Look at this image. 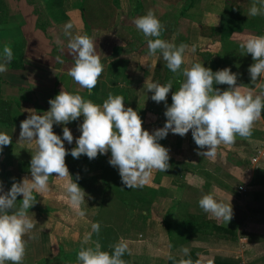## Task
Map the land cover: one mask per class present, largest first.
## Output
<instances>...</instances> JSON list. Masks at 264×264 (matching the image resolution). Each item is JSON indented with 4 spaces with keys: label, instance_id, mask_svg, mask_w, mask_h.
Wrapping results in <instances>:
<instances>
[{
    "label": "crops",
    "instance_id": "0c3cea01",
    "mask_svg": "<svg viewBox=\"0 0 264 264\" xmlns=\"http://www.w3.org/2000/svg\"><path fill=\"white\" fill-rule=\"evenodd\" d=\"M2 1L6 5L7 20L0 23V63L4 62L3 48L5 44L9 45L13 52L12 60L6 64L7 71L0 73V122L8 123L7 125L0 123V132L12 137V144L4 147L0 152L4 192L11 188L14 181L21 182L25 177L26 179L31 178L29 165L34 142L29 144L26 141H18L20 121L28 115L25 109H35L40 113L48 110L50 107L49 99L54 98L62 87L64 91L78 93L84 99L99 105H102L109 93L123 96L125 106H130L138 112L143 122L142 127L150 132L163 127L166 120L164 115L165 103L154 102L151 99V93L143 88L145 79L157 82L155 75L163 82L166 78L172 79V86H175L177 82L180 84L185 79L182 75L183 69L190 67L193 63L204 64L214 72L228 67L237 74V83L240 84L242 91L251 90L254 95L264 94V77L251 82L248 68L254 61L251 54L244 55L243 49L240 47V44L248 36L264 35V15L255 17L247 15L253 0H226V3L219 0H189L187 9L181 12L183 15L176 21V25L172 23L168 26L163 25L167 30L166 41L175 43L177 46L183 43L189 47V50L184 53V63L176 73L167 68L159 51L155 55H148L147 47V49L145 48L147 51L142 50V55H138L137 50H139L142 36L138 33L131 34V28L124 26L121 21V23L113 26L115 29L108 27L100 30H86L75 22L74 16L77 11L64 12L65 10L61 9L59 12L51 13L52 26L47 32H44L37 27L38 16L27 0ZM44 8L46 11L45 4ZM192 10L194 11L193 16L188 13ZM63 13H66L70 19H62L63 22H60L59 18L63 17ZM186 13L190 16L186 17ZM80 21L82 20L80 19ZM67 24L72 25V28L68 30L70 35L65 34ZM125 28H128L130 32L128 29L125 31ZM121 30L124 31L123 36ZM74 32H78L79 35L87 34L93 40L96 44L97 55L103 65V72L91 92L81 88L68 75L73 59L67 53V44L69 39L74 37ZM193 48L195 51H192ZM57 57L63 63L58 62ZM242 57L244 59H241ZM146 58L147 60L150 59V62H160L161 65L152 69L150 67L141 68L140 62ZM14 62H17L16 67L13 65ZM132 62H135L136 66L134 64L132 66ZM235 63H243L244 65L239 68L236 67ZM118 66L120 67L118 68ZM214 87L224 90L227 85H214ZM172 91H175L174 87L168 94V105L172 102ZM12 111L16 112L15 115H12ZM82 121L83 117L81 116L79 120L70 122L67 127L75 134L76 131H79L78 125ZM62 129L63 125L54 124L53 126V130L58 131L61 137L63 135ZM75 138L74 136L72 144L64 141L66 149L75 146ZM159 143L169 149V164L173 161L174 164L178 163L181 166L178 167V176L174 174L175 172H173V176H167L164 171L152 170L149 176L150 181L146 182L144 187L158 190V195L153 201H163V196L170 189V187L168 189V185L177 188L170 182L182 181L183 178L187 177L188 172L192 169L187 163L188 157H193L197 161L194 162L197 169H205L202 166L205 157L197 154L198 149L192 139L191 131L184 137L169 132L167 137L161 139ZM248 143L255 146L254 150L258 147L264 149V118L262 115L253 123L250 138L244 139L236 136L235 143L227 146V149H245ZM188 148L195 151L196 157L187 153ZM172 149L176 151V156L175 153H171ZM110 156L111 153L108 152L91 160L86 155L79 157V159L88 160L87 162L91 164L88 175L94 178L98 176V179L96 182L93 178L89 180L90 183L95 182L90 187L87 184L89 182L79 185L87 194L84 204L87 215L83 218L73 216V234L78 235V237L70 238L68 234H55L53 232L55 231L54 227L48 228L44 224L46 222L48 224L50 219L55 218L56 220L62 216L61 210H58V202H51V198L49 199L47 195L48 192H54L67 198L63 189L64 180L50 176L47 194L46 192L34 193L36 203L28 210V215L33 218L36 226L31 233L23 237L26 242V251L22 264H76L81 241L86 234L91 232V223H95L96 214L89 215L91 213L89 211H91V207L95 206L94 193L103 189L102 175L104 174L109 181L114 180V177L119 175L118 169L109 164ZM239 156L243 158L241 155ZM69 157H72L70 150L66 160ZM250 164L252 169L247 172L249 177L242 183V185L250 186V189L243 195L241 194L243 202L240 204L231 201L233 217L228 224L209 213L208 219H211V222L218 226H213L212 223L210 227H182V232L189 233L190 238L186 243L175 248H172L168 232L164 231L169 244V247L163 249L166 250V253L159 252L158 247H156L157 249L154 247V251H157L153 252L164 257L161 264H168L170 255H176L180 258L186 257L187 255L185 256L182 252L185 247L189 249V253H195L196 261L194 264H264V160L260 162L258 167ZM180 169L185 174L183 177L180 176ZM197 169L195 170L197 171ZM172 171L174 170L170 168L166 170V172ZM92 172L96 173L91 174ZM213 174L210 171V175ZM213 179L212 177L211 184L207 183L201 189L213 190L218 189L217 186H222L221 188L231 191L232 185H225V182L223 183L221 180L216 182ZM168 182L170 184H166ZM55 189L63 192L54 191ZM17 199L16 207L18 208L21 204L22 195L18 196ZM228 203L230 204V201ZM233 224L237 227H233ZM164 228L166 230L165 225ZM234 228L240 232L237 237L232 234L229 235ZM206 230L207 232H205ZM180 233L181 231H179ZM58 236L68 240L77 239L80 242L73 246H68L64 241L57 243ZM162 237H165L163 233ZM95 243L91 236L85 247L94 248ZM6 264H11V262H6Z\"/></svg>",
    "mask_w": 264,
    "mask_h": 264
},
{
    "label": "clouds",
    "instance_id": "9594fccd",
    "mask_svg": "<svg viewBox=\"0 0 264 264\" xmlns=\"http://www.w3.org/2000/svg\"><path fill=\"white\" fill-rule=\"evenodd\" d=\"M247 15H264V0H253ZM134 24L145 37H149L148 55L159 51L167 68L173 73L178 72L188 46L183 43L177 46L161 39L163 25L152 10L138 16ZM71 28V24L65 26L66 35H70L68 30ZM240 47L243 54H251L254 61L248 68L251 82L264 77V35H250ZM67 49L73 59L68 75L81 88L91 92L103 72L96 44L87 34H78L69 39ZM12 57L11 47L5 44L0 73L7 71L6 64ZM56 59L63 63L59 57ZM182 75L185 79L177 90L171 92L170 105L167 97L173 89L172 81L161 84L145 79L143 88L151 93V99L165 103V123L151 132L142 127L138 112L125 106L123 96L111 93L99 105L78 93L64 91L62 87L54 98L49 99L48 110L40 113L35 109H25L28 115L20 121L18 141L34 142L29 165L31 178L14 181L7 192L0 184V264H22L26 251L23 237L36 226L28 210L36 203L34 193L42 194L48 190L50 176L64 180L63 189L72 212L80 218L86 216L81 206L85 204L87 194L69 172L66 165L69 150L64 143H73L74 137L67 125L81 116L83 121L78 125L81 134L75 138L71 156L78 159L86 155L91 160L110 152L109 164L118 169L122 184L127 188L143 187L152 170L166 172L170 167L169 149L159 143L169 132L184 137L191 131L197 154L210 159L216 156L220 145L234 144L236 136L251 137L253 123L264 111V94L242 91L237 83V74L228 67L214 72L197 62L184 68ZM214 85H227V88L221 90ZM54 124L63 125L62 137L54 132ZM10 144L12 137L0 132V152ZM20 195L21 204L17 208L16 201ZM198 203L204 212L227 224L233 217L231 197L229 204L223 199L218 200L214 193H208ZM99 231V223H91V232L81 242L76 264H126L122 257L128 251V244L123 238L110 246L113 249L111 253L102 250L99 242L94 248L85 247L92 233L99 234ZM182 252L186 256L189 249L185 247ZM176 264L192 262L181 258Z\"/></svg>",
    "mask_w": 264,
    "mask_h": 264
},
{
    "label": "rangeland",
    "instance_id": "374dc122",
    "mask_svg": "<svg viewBox=\"0 0 264 264\" xmlns=\"http://www.w3.org/2000/svg\"><path fill=\"white\" fill-rule=\"evenodd\" d=\"M219 1L221 2L224 1V3H226V0H219ZM82 2L83 0H67L63 9L65 10L64 12L69 10L77 11V13H75L74 16L75 22L76 24H79L81 27L85 29L86 22L84 21L81 10L79 8ZM88 3L86 4V6H88L86 10L87 12L86 18L87 20L89 19L91 23V27L92 26H94V28L99 27L97 29L100 30L101 25H104V23L108 27H113L115 24L119 23L120 21L123 22L124 26L131 28L130 29L131 32L127 28L131 34L134 35L135 33H138L140 36H142L140 40V46L138 47L139 50H137L139 53L138 55H142V52L146 50L148 47L146 41L149 39V37H145L143 33L136 28L134 24V20L138 16H142L146 14L148 10H152L155 13L156 17L160 20L162 25L168 26L170 23L176 25V21L180 18L181 15H183V13L181 14V12L184 11V9H187L186 7L188 6L189 0H119V3H117L118 4L117 8L120 9V14L117 15L114 21L105 20V16L103 14L109 12L105 11L103 13L101 11L103 9H98L97 12H99V15H103L104 17L102 16L100 18H96L94 17V15L92 16L93 12L91 11V9L93 8V6L91 3L89 4ZM111 3L112 1L110 2V4ZM31 7L34 8V6L32 5ZM220 8L222 7L220 6ZM193 12H194L193 10L188 11L190 15L194 14ZM190 15H187L186 13V17ZM66 18L70 19L66 13H63V17L59 18V20L60 22H63L62 19L66 20ZM80 19L82 21H80ZM118 25L121 26V24ZM127 29L125 31H127ZM86 30L88 29L86 28ZM123 32L124 31L121 30L122 36L124 34ZM78 34H79L78 32H74L73 35L75 36ZM165 35L163 36V38L162 37L160 38L165 40ZM122 39L124 38L122 37ZM186 50H189V47ZM128 53L130 54V51H128ZM241 59H244V57H242ZM148 60L146 58L143 60V62L141 61L140 67L141 68L150 67L152 69L155 66L161 65L160 62H156V61L150 62V59ZM131 64L132 66L133 64L136 66L135 62L134 63L132 62ZM235 65L236 67L238 66L239 68H241L244 64L235 63ZM119 67L120 66H118V68ZM15 113H16L15 111H12V115H15ZM54 132L59 135L58 131L54 130ZM80 134L81 133L79 131L78 132L76 131V133L73 134V137L74 136L78 137ZM254 148L255 146L249 143L247 146H245V149H241V150H233V149L228 150L227 146L220 145L216 150V156L214 158L211 159L206 157L204 158L202 166L205 169L202 168L197 169V167H195L196 163H194L197 161H195L193 157L187 156L189 158L187 163L190 165V168L192 169L190 170V172H188L187 177L183 178L182 181L170 182L171 184L175 185L177 188H172L173 187L172 185H168V189L169 187L170 189L163 196L164 198L163 201L155 200L151 203V205L135 208V211L133 212L132 209H130V207H128L123 202H121L113 192L109 191L105 194L106 206L104 207V209H102L103 210L101 214L102 220H111L112 222L110 223L112 224V226H114L115 232L118 234L120 238H123L127 242L128 251L130 252L133 264H149V263L161 264L164 257H162L159 253L157 255L156 253L153 252L157 251V250L154 251V249L158 247L159 252L166 253V250L163 249L169 247L167 237L164 233V231H167L164 228L165 220H171L173 223H175L174 229L175 231L178 232L177 226L180 221H183L188 218L191 219V217L193 216L198 218L199 215H202L203 210L200 208L198 201L204 194H208V193H214V195L218 200L223 199L225 203L226 202L228 203L230 201V197H231V201L237 204L243 202V198L239 193V188L244 182V180L248 179L249 177L247 172H250V170L252 169V166L250 164L252 163L251 156L254 155L255 150L257 149L256 148L254 150ZM171 151H172L171 153L173 154L176 152L174 149H172ZM233 152H239V153H233ZM187 153L192 154L193 156L195 155L194 157H196L195 151L190 148L187 149ZM174 155L176 156V153ZM239 155H241L243 158H240ZM68 160L70 159H67L66 161ZM194 168L197 169V171ZM0 169H2V162H0ZM210 171L214 173L212 176L210 175ZM95 173L96 172H92L91 174H95ZM212 177L216 180V182L221 180L223 183L225 182V185L226 184L232 185L233 187L231 191H227L225 190V188H221L222 186L219 187L217 186L218 189L212 190L209 188H205L202 190L201 188H203V186H205L207 183L211 184ZM148 181H150V178H148L146 182ZM170 183L168 182L166 184H170ZM248 188L250 189V186H248ZM54 191H58V190L55 189ZM58 192L61 193L63 191H58ZM48 193L49 194L47 196L49 199L51 198L52 200L51 202L53 203L58 202V207H59L58 210H61L62 216H59L60 218L56 220L55 218L50 219L48 224L47 222L44 223L46 224V227L48 228L54 227L55 231L53 232L55 234H59V235L68 234L70 238L75 236L78 237V235L73 234L74 230L72 229V226L74 224L73 216L75 217L77 216L72 212L70 206L68 205L67 198L61 195H57L54 192L53 193L48 192ZM97 193L99 194V192ZM177 203H179V205L173 209V207ZM96 205L97 203L95 201V206L91 207V211H89L91 213H89V215L93 216L97 213L98 209L96 208ZM81 207L84 209V204ZM84 210L86 211V209ZM191 213L193 215H191ZM235 226L236 225L233 224V227ZM201 230L204 231L203 228H201ZM205 232H207V230ZM162 233L164 234L165 237H162ZM238 233L240 232H238L237 229L234 228L233 232L230 233L229 235L232 234L235 237H237ZM57 238H59L56 240L57 243H61L62 241H64V243H67L68 246L77 245L78 242H80L77 239L68 240L67 238L62 239L59 236Z\"/></svg>",
    "mask_w": 264,
    "mask_h": 264
},
{
    "label": "trees",
    "instance_id": "16d2710c",
    "mask_svg": "<svg viewBox=\"0 0 264 264\" xmlns=\"http://www.w3.org/2000/svg\"><path fill=\"white\" fill-rule=\"evenodd\" d=\"M111 1L112 3L110 4ZM27 2L30 5L34 6L35 14L38 16L37 27L43 30L44 32H47L48 29L52 26V21L50 19L51 13H54L56 11L59 12L61 8L63 9L67 0H27ZM88 2L92 4L93 6V8L91 9V11L93 12L92 16L94 15V17L96 18H100L104 15L105 20L114 21L117 15L120 14L119 9L117 8L118 6L117 3H119V0H83L79 8L81 10L82 17L84 21L86 22V28L88 30H92L91 28L93 29L99 28V27L94 28V26L91 27V23L89 19L87 20L86 18V13H87L86 10L88 8L86 4ZM44 4L46 6V11L44 8ZM98 9H103L101 10L103 13L105 11L109 13L99 15V12H97ZM6 13H7L6 5L2 0H0V23H3L7 20ZM105 28H108V26L104 23V25H101L100 29H105ZM166 31L167 30L163 27V31L161 33L162 38L166 34ZM13 65L16 67L17 62L16 63L14 62ZM156 77H155V81L159 83L161 82V83L166 84L169 80L172 81V79L166 78V80L164 79L165 81L163 82L162 80H160V78H156ZM179 86L180 84L177 82V84L173 86L174 90H177ZM261 115L264 118V111H262ZM0 123L1 124L3 123L4 125L8 124L6 122H0ZM71 148L72 146H70V148L68 147L69 150H71ZM67 159H70L66 161V165L69 169V172L74 178V180H77L80 186L82 184L89 182V180H92V178L95 179V182H96V180L98 179V176L94 178L88 175V171L91 169V164L87 162L88 160L79 159V158L74 160L73 157H69ZM170 164L171 165L169 168L174 171L165 172V174L167 176H173V172H175L174 174L178 176L179 175L178 167L179 165L181 166V164H178V163L174 164L173 161ZM184 175L185 174L183 170L180 169V176L183 177ZM117 176L118 177H114V180L109 181V179L108 178L106 179L105 175L103 174L102 175V179L104 181L103 189L99 191V194L97 192L94 193L95 200L98 205L97 206L98 211L96 213L94 220H95V223L96 222L99 223L100 231H99V234L93 233L92 239L95 242H99L102 246V250L108 251L109 253H111L113 250L110 246L117 243L120 237L115 232L114 226H112V224L110 223L112 222L111 220H102V216H101L102 211H103L102 209H104V207L106 206V199L104 195L108 191L113 192L121 202H123L128 207H130V209H132V212L135 211V208H140L141 206L151 205L153 199L156 198V196L158 195V190L154 188H150V187L146 188L143 186V187H137V188H127L125 185L122 184L120 175H117ZM77 177L79 178L77 179ZM95 182L93 181V183L89 182L87 184L90 187V185H93ZM3 183H4V177L0 169V184H2L3 186ZM178 205L179 203H177L173 207V209L176 208ZM191 215L193 214L191 213ZM208 216H209V213H206L203 211L202 215H199L198 218L193 216L191 217V219L188 218L183 221H180L177 226L178 232L175 231L174 229L175 223H173L171 220H165L164 222H165L166 230L169 234V238L171 240L172 248L181 246L182 244L186 243L189 240L190 238L189 233L184 232V231L182 232V227L184 226L210 227L212 223H213L212 224L213 226H218L214 222H211L212 220L208 219ZM218 228L220 229L221 227H218ZM179 231H181L180 234H179ZM226 231H229V230H226ZM170 257H172L173 259L168 258V264H176V262H178L181 259L180 257L176 255H170ZM122 259L126 262V264H132L131 255L129 251L125 252ZM183 259L191 260L192 264H194L196 261V255L194 252H190L186 257H183Z\"/></svg>",
    "mask_w": 264,
    "mask_h": 264
},
{
    "label": "built area",
    "instance_id": "2783aa9c",
    "mask_svg": "<svg viewBox=\"0 0 264 264\" xmlns=\"http://www.w3.org/2000/svg\"><path fill=\"white\" fill-rule=\"evenodd\" d=\"M251 160H252V164L258 167L260 165V162L264 160V149L261 147H258L255 150V153L252 156ZM248 189L249 188L247 185H242L239 188V193L243 195L244 193L248 191Z\"/></svg>",
    "mask_w": 264,
    "mask_h": 264
}]
</instances>
